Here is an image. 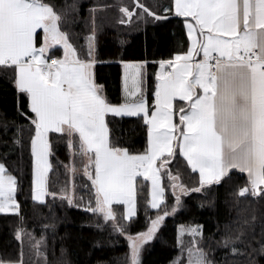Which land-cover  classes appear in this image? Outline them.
<instances>
[{
  "label": "snow or ice",
  "instance_id": "obj_1",
  "mask_svg": "<svg viewBox=\"0 0 264 264\" xmlns=\"http://www.w3.org/2000/svg\"><path fill=\"white\" fill-rule=\"evenodd\" d=\"M69 7L77 6L57 11V6L46 0H0V69L14 85L18 97L23 98L17 111L30 121L33 132V201L43 203L50 195L102 217L105 223L111 221L113 231L128 241V264H140L143 245L154 238L165 217L182 206V197L206 194L209 186L230 178L231 170L247 175V184L238 189V197L264 198V0H170L163 7L167 14L164 16L141 0H134L131 10L121 7L124 16L131 19L136 14L138 20L145 22L148 18L166 20L172 15L183 18L187 51L159 61L161 70L155 75L151 108L144 87L146 62L120 61L121 101L113 103L104 95L103 86L96 83L93 74L95 25L87 37V57L81 58L69 33L62 30V25L71 22ZM57 47L63 54L53 56L49 63V54ZM177 99L183 102L178 111ZM25 106L30 115L23 111ZM109 114L121 118L142 116L147 130L143 152L133 153L121 147L118 139L113 142L106 120ZM176 116L179 123L175 122ZM7 127L6 122L5 133ZM50 133L67 137L70 163L65 168L75 172L72 158H82L83 173L91 182L86 206L83 198L77 204L67 189L59 193L48 190L52 168ZM14 143L20 140L15 139ZM177 152L191 174L198 173V183L193 186L169 167ZM165 172L174 197L170 211L166 189L161 184ZM139 178L149 182L145 211L151 208L157 214L148 218L147 231L132 235L117 222L113 205L123 206L125 221L137 215ZM17 183V178L0 162V213L19 215ZM256 221L253 214L238 220L235 228L225 225L227 231L218 241L225 249V257L242 255L247 249H251L250 256L257 251L264 254V220L260 221L259 235ZM185 234L191 237L187 243ZM15 236L22 241L23 230L17 228ZM42 242L43 237L32 245L36 257L32 264H47ZM176 243L180 255L170 264H185V254L186 264H218L201 246L202 226H181ZM0 264H25L23 246L19 260Z\"/></svg>",
  "mask_w": 264,
  "mask_h": 264
},
{
  "label": "trees",
  "instance_id": "obj_2",
  "mask_svg": "<svg viewBox=\"0 0 264 264\" xmlns=\"http://www.w3.org/2000/svg\"><path fill=\"white\" fill-rule=\"evenodd\" d=\"M128 1L129 5H125L126 0H46L54 3L57 11L65 6H77L76 9L69 7L71 22L62 25V30L69 33L70 41L81 58L87 57V37L92 34L94 23L95 80L103 86L105 96L111 102L119 103L122 98L123 67L120 61L146 62L144 87L147 102L151 105L155 75L159 71L158 62L172 58L175 53L187 51V34L183 18L174 15L166 20L148 18V22L138 20L136 14L129 19L120 11L123 6L130 10L134 7V0ZM141 2L159 15H167L163 7L168 6L170 0ZM92 9L95 11H91ZM122 19L128 22L121 23ZM61 55L62 49L59 47L49 54L58 57ZM18 102L23 103V98L18 97L14 85L7 79L3 69H0V162L17 178L15 198L19 205V215L0 213V261L19 260L23 246L24 262L32 264L36 259L32 245L43 237L41 251L46 256L47 264H128V241L125 236L113 231L111 221L105 223L102 217L94 216L82 207L69 206L67 201L59 198L54 200L50 195L46 196L43 203L33 201L30 150V136L33 132L30 121L18 113ZM182 103L176 101L177 111ZM23 111L29 112L26 106ZM106 120L112 130L113 142L118 139L121 147L129 148L133 153L144 151L147 130L143 126L142 116L121 118L109 114ZM6 122L8 127L5 133L3 125ZM176 122L179 123L178 116ZM15 139H19L20 143H14ZM50 141L52 155L49 160L52 168L47 181L49 192L59 193L61 189H67L74 194L77 204L83 198L82 202L86 206L91 194V182L83 173L82 158L73 157L76 171H69L64 166L70 163L67 137L50 133ZM169 167L173 173L179 171L183 181L189 186H193L194 182L198 183V173L191 174L186 161L178 152ZM163 177L166 204L170 211L174 197L166 172ZM138 183L137 215L131 221H125L122 218L123 208H114L117 222L124 225L132 235L147 231L150 223L148 218H154L157 214L151 208L146 213L148 187L141 180ZM246 184V173L233 169L230 178H225L219 185L209 186L206 194L193 193L182 197V206L174 214L165 217L154 238L143 245L140 264H170L174 257L180 255L176 238L181 225L202 226L201 246L208 252L209 258L218 264H264V254L258 251L250 256L248 253L251 249H247L242 255L230 254L225 257V249L218 244L227 231L226 224L235 228L238 220L249 218L253 214L257 217L256 232L259 235V224L264 220V198L238 197V189ZM17 228L24 232L22 241L16 239ZM183 239L187 243L191 237L185 235ZM255 246L259 248L258 244ZM184 261L186 264V254Z\"/></svg>",
  "mask_w": 264,
  "mask_h": 264
},
{
  "label": "rangeland",
  "instance_id": "obj_3",
  "mask_svg": "<svg viewBox=\"0 0 264 264\" xmlns=\"http://www.w3.org/2000/svg\"><path fill=\"white\" fill-rule=\"evenodd\" d=\"M125 5H129V1L128 0H126V4ZM62 54H63V51H62ZM53 57V56H52ZM56 57H58V56H56ZM93 74H94V71H93ZM94 78H95V75H94ZM96 81V80H95ZM97 83V82H96ZM97 84H99V83H97ZM99 85H101V84H99ZM146 96V95H145ZM148 103V102H147ZM149 105V104H148ZM180 106V105H179ZM149 108H151V105H149ZM107 118V117H106ZM175 119V122H176V119H177V116L174 118ZM179 154V153H178ZM187 163V162H186ZM164 177L162 176L161 177V184H162V186L163 187H165V183H164V179H163ZM139 180H141V181H143V183H146L147 184V187H148V183L149 182H147V181H145L143 178H139L138 179V181ZM138 181H137V185H136V193H137V189H138V186H139V183H138ZM46 198V197H45ZM148 199H149V197H148ZM119 206H121L122 208H123V206L122 205H113V207L115 208V207H119ZM181 226H183V225H181ZM181 226H179V228L181 227ZM184 227H187V226H184ZM185 235H187V234H185ZM184 235V236H185Z\"/></svg>",
  "mask_w": 264,
  "mask_h": 264
},
{
  "label": "crops",
  "instance_id": "obj_4",
  "mask_svg": "<svg viewBox=\"0 0 264 264\" xmlns=\"http://www.w3.org/2000/svg\"><path fill=\"white\" fill-rule=\"evenodd\" d=\"M200 58H202V57H197L196 59H200ZM94 71V70H93ZM123 73V72H122ZM103 91H104V89H103ZM104 95H105V92H104ZM177 101H179L178 99H177Z\"/></svg>",
  "mask_w": 264,
  "mask_h": 264
},
{
  "label": "built area",
  "instance_id": "obj_5",
  "mask_svg": "<svg viewBox=\"0 0 264 264\" xmlns=\"http://www.w3.org/2000/svg\"><path fill=\"white\" fill-rule=\"evenodd\" d=\"M49 63H51V59H49ZM158 64H159V62H158ZM159 66H160V64H159ZM170 70V69H169Z\"/></svg>",
  "mask_w": 264,
  "mask_h": 264
},
{
  "label": "water",
  "instance_id": "obj_6",
  "mask_svg": "<svg viewBox=\"0 0 264 264\" xmlns=\"http://www.w3.org/2000/svg\"><path fill=\"white\" fill-rule=\"evenodd\" d=\"M175 16V15H174ZM197 58V57H196Z\"/></svg>",
  "mask_w": 264,
  "mask_h": 264
}]
</instances>
